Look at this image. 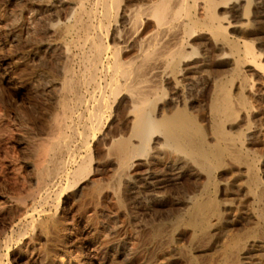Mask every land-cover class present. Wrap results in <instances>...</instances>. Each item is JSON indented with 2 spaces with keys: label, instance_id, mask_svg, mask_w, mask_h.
Returning a JSON list of instances; mask_svg holds the SVG:
<instances>
[{
  "label": "bare ground",
  "instance_id": "6f19581e",
  "mask_svg": "<svg viewBox=\"0 0 264 264\" xmlns=\"http://www.w3.org/2000/svg\"><path fill=\"white\" fill-rule=\"evenodd\" d=\"M251 3L264 8V0H45L38 2L36 9L28 10L20 23H13L12 28L17 31L14 30L17 33L15 37L21 42L19 49L33 64L32 79L37 83L39 92L46 93L50 99L54 113L49 135L38 144L36 156H32L35 159H31L33 163L19 165L14 158L11 164L16 173L14 178L9 175L14 179L13 187V183L11 188L0 185V219L3 221L0 264L12 249L16 251L18 264L90 262L91 254L87 258L82 257L77 250L73 252L68 244L67 230L57 217L61 206L74 197L82 198L87 186L91 187V197L114 199L119 204L121 197L129 193L126 190L128 185L139 183L146 211L150 213L157 206L166 207L167 197L161 193L165 188L166 171L159 172L161 178L157 181L156 172L151 171L158 164L166 165L164 169L167 173L169 169L175 172L176 180L180 176V165L190 164L197 170L193 175L196 187L189 195L177 199L167 209L168 212L154 214L152 218L155 221L144 224L147 229L151 228L148 229L151 237L163 234L167 222L173 223V226L182 222L195 233L203 235L211 219H220L223 206L211 194L209 187L215 179L212 173L225 155L232 157L250 174L246 193L251 202L261 208L264 200L260 178L257 180L254 169L240 155L239 147L243 143L237 148L231 137L233 132L230 134L224 127L225 123L235 120L232 81L228 77L211 76L202 84L199 73L204 59L194 57L193 53L194 38L203 32L214 47L227 49L233 54L242 53L244 59L252 60L251 50L245 46L241 50V46L233 43L228 35L231 12L239 10L245 15ZM239 61H234L235 71ZM260 72L264 79V70ZM241 82L237 90L242 92L247 84ZM201 85L206 88L203 115L209 126L207 132L211 141L191 114L196 109L194 96L197 99ZM165 89L167 94L162 98L160 94ZM49 102L43 103V106ZM200 104L203 106L202 102ZM238 104L244 106L245 102L241 98ZM119 110L120 119L117 117ZM6 117L10 119L9 114ZM26 121L17 122L27 127ZM115 121L116 130L110 132ZM65 132L68 134L65 135ZM13 136L7 141L12 150ZM96 138L104 147L105 160H109L114 168L113 178L118 182V189L112 192H103L102 186L90 178L91 172H99L96 166L92 168L88 150L89 140ZM24 169L27 172L30 170L29 173ZM2 173L0 180L5 178ZM202 174L205 175L203 182ZM71 188L75 190L74 195H69ZM262 210L253 213L255 226L260 227V238L252 231L245 233L247 239L231 237L222 245L220 254H216L215 264H246L247 250L264 239ZM154 212L157 213V210ZM170 224L169 227L172 226ZM166 234L170 236L169 232ZM248 238L255 241L249 242ZM169 240L165 235L160 241L164 255L169 249ZM131 248L127 242L109 245L114 258L126 257ZM21 249L27 251V256L19 254ZM196 253L200 252L196 250ZM196 253L187 255L185 263L196 264ZM205 256L210 258V255ZM163 260L155 264H162Z\"/></svg>",
  "mask_w": 264,
  "mask_h": 264
},
{
  "label": "rangeland",
  "instance_id": "374dc122",
  "mask_svg": "<svg viewBox=\"0 0 264 264\" xmlns=\"http://www.w3.org/2000/svg\"><path fill=\"white\" fill-rule=\"evenodd\" d=\"M40 1L45 0H0V113L4 114H0V127L2 126L0 128V135L3 137H1L2 141L0 140V170L4 172L2 173L0 171V175L2 173V176H5V178H1L2 181L0 180V185L3 184L1 186H6V188H11L10 186L14 182L13 178L15 175L14 173L16 172L13 171L14 169L11 164L14 161V158H16L15 160L19 165H23L25 164V162L26 164L29 163V165L33 163V159H35V157L32 156L34 154V156H36L35 152L38 144L41 141L45 140V138H47L49 135V126L54 113L53 106L51 102H49L50 99L48 98V96L46 97V93L43 94L42 91L39 92L40 89H37V83H34L32 79L34 71L33 64L30 59H27L25 55H23L24 51H21L19 49L21 42L15 37L17 36V31L12 28L15 23H20V21L25 17L28 10L36 9V5ZM216 1L220 2L225 0ZM257 7L258 5L251 3L245 15L242 11L239 10L235 12L232 11L229 15V17H231L229 18L231 28L228 31V35L231 41L233 43H238L241 46V50H243L242 46L248 47L253 54L252 60L244 59L243 56H241L243 55L242 53L235 52L233 54V52L228 51L227 49H219V47H214L212 43L205 37L203 32H200L194 38L193 53L194 57L202 58L205 60H203L202 70L199 73V80L202 82V84L207 80V78H211V76H219V78L228 77V79L232 81L231 96L235 108V120L233 121L234 123L229 122L231 125L228 122L225 123L224 127L228 132H230V134H232L233 132L231 137L235 141V146L237 148L243 145L241 147L242 149L239 147L240 155L242 156V159L244 158L243 161L245 163H248V165L252 167L251 169H254L255 176L256 174L258 175L256 176L257 180H259L258 178H260L259 182L263 188L262 199L264 200V79L262 78L260 72L261 69L264 70V8ZM258 12H261V14H259ZM259 19L260 22L258 21ZM239 59L241 60L239 61L240 65L238 67V70L235 71L234 61ZM240 80L247 84L246 89L242 92L237 90L239 84L242 83ZM199 89L200 90L197 99L196 96H194L197 111L194 108L195 112L192 111L191 114L196 119L197 125L201 128L205 135H207L206 137L208 141H211L210 138H208L209 126L206 122V119L204 118L205 116L203 115V103H205L206 88L201 85ZM40 93L42 94L40 95ZM162 93L160 94V96L164 98V95L167 94V90L165 89ZM241 98L245 102L244 106H240L238 104ZM47 102L49 103L44 104L43 106V103ZM201 102L203 106L200 104ZM38 106H40L41 108H39ZM197 106H199L200 108ZM237 108L239 110H237ZM4 110L8 111L9 113H6ZM7 114H9L10 119L6 117ZM120 115L121 111L119 110L117 114L118 119L121 118ZM33 116L35 117L33 118ZM36 118L38 120H36ZM15 120H17L18 122H25L27 120L26 122L28 123V125L27 127H24ZM30 120L31 122H29ZM7 121H9L10 124ZM33 121H36V123H34ZM117 121L111 124L110 132L116 130L115 123H117ZM3 124L6 125V128ZM10 132H12L13 134H11ZM235 133H237V135ZM64 134L67 135L68 133L65 132ZM12 136L13 140L11 142V147L13 148V150L10 148L9 142L7 143V141H9L10 137ZM97 141L100 142L98 138L90 139V145L88 144V150L91 155V166L92 168L96 166L97 171H99L96 173L91 172L90 178L93 179L97 184L102 186L103 192H112L113 189H118V182L113 178L114 168H112V166L110 165L109 160H105L106 155L104 147ZM240 143L243 144L240 145ZM222 158L224 159L220 160V166L216 168V170H214L215 172L213 171L212 173V176L215 179L213 181V184L209 187V191L211 192V194L215 197V199L217 198V201L219 200V204L223 206L221 210L222 214L219 220H210L211 224H209V228L207 229L208 231L206 230L203 235L200 233L198 234L197 232L195 233L192 229L187 228V226L182 222L175 226H173V223L170 224L169 222H167L165 224V226L167 227L164 226L165 231H163V234L158 235L162 237H151L152 235H150L151 233L149 231L151 228H148V230V226H144V224L146 223L155 221V219L152 218V216L154 217V214H163L166 211L168 212L170 207L173 206L177 199L182 198L185 195H189L190 192L195 189L194 187H196L194 183L195 181L193 180V175H195L194 173H196L197 170L190 164L180 165L181 169L178 174L180 175L178 177V180H176L175 178L177 177L175 176V172L172 171V173L169 169V172L167 173V170L164 169L166 165L158 164L156 165L157 167L155 166V168L151 169V171L153 170L154 173L156 172V181L158 180V178H161L159 177L160 173L166 171V183L164 188L165 190L163 189L161 193L162 195L167 197V208L165 206V208L157 206L152 211H150V213L146 211L145 201H143L144 198L140 193L141 190L139 187V183L128 185L126 190L129 193H125L121 197V202L119 204L114 199L98 200L95 197H91L89 191L91 187L87 186L83 191L82 198L74 197L69 201V203L61 206V213L59 211L57 215L60 223L62 222L63 228H65V231L67 230L66 233L68 237V244H70V246H72V248L74 249L73 252H76L77 250V252L82 257L87 258L89 254L92 255V259L90 260V262L87 261V263L85 264H155L162 258H164L162 264H186L185 257L189 254H195L196 250L200 252L196 253V258L198 259L196 264H209L211 262H214L211 264H215V261L217 259L216 254H220L222 245L228 239H231V237H244L247 239V237H245V233L247 231H252L255 232L256 237L260 238V227L255 226L256 222H254L253 220V215L264 209L263 203L261 206L262 209L260 207L258 208L254 202H251L252 200L250 199V197L247 196L248 194L246 193V183L250 178V174L248 172H245V170L239 164H236L237 162L232 157H229V155H225ZM164 161L166 162V160H163V162ZM220 168L222 170H220ZM23 171L29 173L30 170H28L27 172V170L24 169ZM246 173H248V175ZM9 175H12L13 178ZM94 178L97 180H95ZM201 178L203 182V179H205V175L202 174ZM10 180H12V182ZM108 181L111 183V185ZM13 185L14 183L12 184V187ZM133 185H136L137 187ZM69 191V195L75 194L74 188L69 189ZM138 192L139 195H137ZM75 198L76 200L74 201ZM112 201L113 203H111ZM169 204L171 205L169 206ZM156 210L157 213L154 212ZM262 212L264 213V210H262ZM148 213L150 216L148 215ZM137 220H139V222ZM2 222L3 221L0 219V230L3 229ZM137 223L140 225V227H138L139 225ZM169 224L172 226L169 227ZM167 232H169L170 236L166 234ZM0 233H2V231H0ZM104 233L106 234V236L104 235ZM165 235L170 239V246L166 252L167 255L166 253L164 255V248L162 243H160ZM109 240L111 242H109ZM263 240L264 239L262 238L258 244H253L252 247L247 250V260L245 261L246 264H264ZM248 241L250 242L255 240H253V238H248ZM115 242H127L129 245H131L132 248L130 254L126 257H112L109 245ZM175 249H178V251H175ZM201 249L204 251H202ZM20 252L19 254L22 255V257H25V255L27 256L28 254L25 249H21ZM205 254L210 255L209 257L211 259L208 257L206 258ZM16 257V251L12 249L7 256L3 257V264H14V262L15 264H18L16 262Z\"/></svg>",
  "mask_w": 264,
  "mask_h": 264
}]
</instances>
